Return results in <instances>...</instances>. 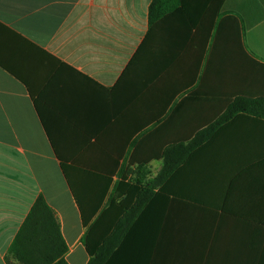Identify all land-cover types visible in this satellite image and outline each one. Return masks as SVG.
<instances>
[{"label":"crops","instance_id":"0c3cea01","mask_svg":"<svg viewBox=\"0 0 264 264\" xmlns=\"http://www.w3.org/2000/svg\"><path fill=\"white\" fill-rule=\"evenodd\" d=\"M152 1L0 0V264H22L9 248L39 194L68 264H264V0H222L211 35L174 2L150 25ZM227 14L249 65L225 55ZM238 95L255 101L221 121ZM136 137L153 177L166 145L202 142L105 245Z\"/></svg>","mask_w":264,"mask_h":264},{"label":"trees","instance_id":"16d2710c","mask_svg":"<svg viewBox=\"0 0 264 264\" xmlns=\"http://www.w3.org/2000/svg\"><path fill=\"white\" fill-rule=\"evenodd\" d=\"M172 2H174V5L178 4L179 8L183 9L188 15L191 13L194 24H196L197 20L201 19V17L208 18L210 35L214 26L215 28H218L219 21H217L216 17L222 0H153L149 6L150 25L153 24L154 20L159 15H163L171 10ZM206 11H208V13H206ZM224 22L229 26L224 48L225 55L230 54L232 56L234 54L236 57L240 55L242 56V64L249 65V61L246 59L247 52L244 46L239 43L237 36L236 40H233L234 30L237 34L239 19L237 16L227 14ZM254 101L255 99L251 96H236L228 103L225 113L220 118L221 121L223 118L224 120L228 119L237 111L241 110L248 112L249 108L247 107V104ZM251 112L256 111L251 110ZM137 141L136 137L130 143V154H128V157L126 158V160L128 159L127 164H125V162L119 164V158L115 160L114 169L117 171L116 176L118 177V180L114 182V189L119 195H122V197L118 201L110 202L109 209L101 213V216L103 217L106 214V216L114 214V220L111 226L108 227V230L113 229L115 236L103 240L105 245H107L108 242L117 241L118 235L127 229L128 225L137 215L144 199H148V197L153 194V189L156 183L159 182L161 178L164 179L171 171L173 168V162H169V154L174 149H183L181 150L183 153L190 147L202 142L199 140L194 144H188L187 146L184 144L166 145L161 149L160 153L163 155L167 163H165L163 170L156 177H151V171L147 167V163L149 159L152 158L153 154H150L143 160L138 158ZM181 159L182 156L175 162H179ZM64 163L65 162L61 160L63 169L65 168ZM66 177L70 183L68 174H66ZM105 178L106 185L110 184L111 176H106ZM73 192L76 194L74 189ZM83 222L86 224V220L84 221V214ZM100 224L101 222L99 220L97 222V227L94 226L93 228L100 230ZM105 228L106 227L103 226L101 230H105ZM83 242L85 243L88 252L92 253L88 242V235L83 236ZM66 249L67 246L60 233V225L57 216L51 207L48 206L43 195L39 194L22 223L17 236L10 245L9 255L15 257L22 264H68L63 257Z\"/></svg>","mask_w":264,"mask_h":264},{"label":"rangeland","instance_id":"374dc122","mask_svg":"<svg viewBox=\"0 0 264 264\" xmlns=\"http://www.w3.org/2000/svg\"><path fill=\"white\" fill-rule=\"evenodd\" d=\"M154 171V170H153ZM150 176H152L151 174H150Z\"/></svg>","mask_w":264,"mask_h":264}]
</instances>
